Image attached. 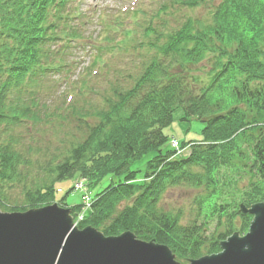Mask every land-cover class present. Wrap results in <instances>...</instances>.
<instances>
[{
    "label": "trees",
    "instance_id": "obj_1",
    "mask_svg": "<svg viewBox=\"0 0 264 264\" xmlns=\"http://www.w3.org/2000/svg\"><path fill=\"white\" fill-rule=\"evenodd\" d=\"M50 2L0 0L3 132L24 117L36 118L22 101L27 96L22 89L28 71H32L28 77L32 80L36 69L48 64L49 43L56 39L62 21L58 16L47 21ZM233 6L230 11L226 6L221 9L226 20L218 29L200 24L199 30H181L173 37L161 35L135 86L118 93V102L111 101L100 114L101 122L55 166L51 185L28 190L26 201L11 209L50 203L58 181L83 175L94 188L107 176L125 173L128 182L109 185L95 195L92 213L81 228L90 225L107 236L132 231L139 239L167 245L182 262L219 251V241L232 233L228 228L218 237H206L207 223L199 224V216H209L203 215L205 207L210 216H230V223L246 232L251 216L239 215L238 204L249 206L264 199V0H237ZM216 40L221 44L215 46ZM212 46L217 53L213 67L218 70L212 67L210 84L203 78L198 86L192 75H186V66L199 64ZM14 90L16 96L12 97ZM178 110L183 111L182 122L198 119L204 123L201 139L190 143L191 154L184 159L175 158L163 132ZM3 132L0 130V202L7 199L3 184H15L22 165L14 141L3 143ZM150 152L155 154L149 165L154 168V179L144 185L129 183L135 178L130 165ZM242 173L251 174L252 179L238 201L228 190L238 185ZM173 186L207 192L200 197L198 217L182 224L183 214L160 210L162 194ZM232 215L239 216L236 224Z\"/></svg>",
    "mask_w": 264,
    "mask_h": 264
},
{
    "label": "rangeland",
    "instance_id": "obj_2",
    "mask_svg": "<svg viewBox=\"0 0 264 264\" xmlns=\"http://www.w3.org/2000/svg\"><path fill=\"white\" fill-rule=\"evenodd\" d=\"M97 1H101V4L96 5L95 2ZM86 2H89L91 5L85 8L87 9V18L91 20V23L88 26H84V29L89 33H92L96 30L97 23H95L94 19H91L90 16H92L94 12L96 13L98 9L100 10L101 15H104V17L107 19L110 18L112 15L111 9L115 3V0H86L85 3ZM144 4L146 5L147 9L155 7V4L153 3L151 4L144 2ZM173 4V1L168 2L169 7L171 8L173 7ZM204 10L205 9L202 8L199 12H204ZM184 18L186 17L183 13L168 8L156 19L155 26H176L178 23L182 22ZM147 38L144 40V44L149 41ZM81 42L87 44L83 40H79L74 44V47H76V61L78 58L85 57V52L87 53L89 49L80 48L79 43ZM145 58L149 59L150 55L146 53ZM118 66H120V64ZM118 69L119 70L115 79L116 81H110L109 84L112 85L119 83L123 85L122 89H126L129 87V85H127L129 79H123V76L120 75L122 68ZM124 72L127 75L134 76L137 74V68L136 66H130L125 68ZM26 89L35 91L39 89L40 95L38 94L39 97L35 96L34 101H40L43 112L41 113L42 118L36 123V125L24 119L21 123L10 124L8 126L9 129H7L5 132H3V129L0 127V130L3 132V143H8L10 140H13L15 146L19 150V155L22 156V165L20 166L21 175L17 177L15 184H3V190L7 197L4 202L7 203L8 208H13L14 206H20V204H23L27 199L26 193L28 190L35 191L36 188L41 184L48 186L51 185L52 180H54V175L52 173L53 169L68 156L69 151L74 145L83 141L87 137L89 133L88 130H90L93 125L95 126V124H97L100 111L105 104V101H101L103 94H101L99 97H94L93 95H84V97L77 104L78 106L76 105L77 108L75 111L70 112L67 116H65L58 112L57 107L62 104L65 98V88L62 87L61 82L59 85L57 83V86H55L51 81H46L44 83H36L32 86H28ZM105 97L106 99L112 98V95H110L108 90L105 91ZM28 101L31 104L33 100L29 99ZM106 104L109 106L107 101ZM47 106L49 108L48 110L52 113L49 116V119L44 118L46 117L44 111L47 110ZM81 107H83V109H81ZM79 113L82 116L84 115V119H82V121H79L78 119ZM202 127V124L198 120H194L191 122L189 131H186L185 127L179 125L177 122H174L170 126L164 128V133L170 139L175 137L174 134H176V138L179 140H198L201 138L200 132ZM154 156V152H150L143 158L134 161L130 165V170L136 172V177L138 179H141L146 175L149 169V162ZM125 176L126 174L123 173L120 175L105 177L101 183H99V185L92 190V193L95 194L96 192L101 191L110 182H112V180L113 182L124 180ZM248 181L249 178L246 176L245 179L239 181L240 188H246ZM73 182L74 180L70 179L57 184V188L59 189L56 194L57 201L60 200L72 187ZM229 191L231 192L235 190ZM200 193V190L189 188L171 189L166 195L162 207L174 213L178 210H182L185 214L183 223H186L188 220L193 218V215H196L195 201L193 200L195 197L197 199ZM66 196V203L75 204L77 201H80L81 192L72 191ZM223 229V225H219L217 219L214 218L211 224L208 226L205 236L208 238H210L209 236L211 235L217 237L216 233L222 232Z\"/></svg>",
    "mask_w": 264,
    "mask_h": 264
},
{
    "label": "water",
    "instance_id": "obj_3",
    "mask_svg": "<svg viewBox=\"0 0 264 264\" xmlns=\"http://www.w3.org/2000/svg\"><path fill=\"white\" fill-rule=\"evenodd\" d=\"M245 211L255 215L245 236L229 237L222 252L191 264H264V203ZM68 214L57 204L0 212V264H180L166 245L131 232L106 237L92 227L79 230Z\"/></svg>",
    "mask_w": 264,
    "mask_h": 264
}]
</instances>
